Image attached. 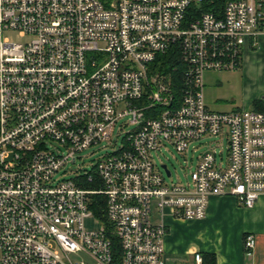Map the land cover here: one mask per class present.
<instances>
[{"label": "built area", "instance_id": "built-area-1", "mask_svg": "<svg viewBox=\"0 0 264 264\" xmlns=\"http://www.w3.org/2000/svg\"><path fill=\"white\" fill-rule=\"evenodd\" d=\"M206 1L0 0V264H166L169 218L204 219L214 195L247 207L264 195V112L215 111L204 94L206 71L241 68L264 35V0H229L221 15ZM173 47L185 66L176 96L156 67ZM126 116L134 128L120 147L60 177ZM222 135L226 162L209 147L186 182L166 181L154 158L162 145L184 154ZM90 216L98 230L86 229ZM255 246L248 233L245 254Z\"/></svg>", "mask_w": 264, "mask_h": 264}, {"label": "crops", "instance_id": "crops-1", "mask_svg": "<svg viewBox=\"0 0 264 264\" xmlns=\"http://www.w3.org/2000/svg\"><path fill=\"white\" fill-rule=\"evenodd\" d=\"M241 76L249 92L244 95L242 109L264 94V35L243 52ZM248 233L256 237L252 256L244 250ZM215 253L216 264H264V195L247 207L233 196L214 195L207 215L198 221L168 219L165 236L166 264H196L195 253Z\"/></svg>", "mask_w": 264, "mask_h": 264}, {"label": "rangeland", "instance_id": "rangeland-1", "mask_svg": "<svg viewBox=\"0 0 264 264\" xmlns=\"http://www.w3.org/2000/svg\"><path fill=\"white\" fill-rule=\"evenodd\" d=\"M5 36L14 41H25L30 36L22 37L18 30L5 31ZM205 87L204 94L208 107L215 111H230L235 107L244 106V95L249 92L246 88L240 70H210L204 73ZM264 94H260L261 98ZM129 116L119 119L115 126V131L110 140H103L92 144L82 150L75 163L68 165V172H63L60 177H75L79 168L92 171L96 163L107 153L113 152L122 145L124 134L134 128L129 123ZM209 147L215 148L217 160L226 162L228 157L227 136H209L191 144L189 150L184 154L179 153L173 145L166 143L161 149L154 153L155 162L167 182H186L191 168L194 167L201 152ZM166 163L172 177H169L162 164ZM73 169V171L71 170ZM85 227L88 231H95L100 228V222L95 216H90L85 220Z\"/></svg>", "mask_w": 264, "mask_h": 264}, {"label": "trees", "instance_id": "trees-1", "mask_svg": "<svg viewBox=\"0 0 264 264\" xmlns=\"http://www.w3.org/2000/svg\"><path fill=\"white\" fill-rule=\"evenodd\" d=\"M228 1L229 0H208L202 4V8L204 11H212L217 15H221ZM156 67L159 71L168 73L171 76L174 95H180L183 87V70L185 67L181 59L180 50L177 47H173L167 52L158 55ZM252 108L264 112V100L262 98L255 99ZM87 186L95 187L94 184ZM90 207L92 208L94 215L99 217L108 227H110V223L107 220L104 210V197L102 195L93 194ZM115 241V246L118 250V240ZM203 264H216L215 253H204Z\"/></svg>", "mask_w": 264, "mask_h": 264}, {"label": "water", "instance_id": "water-1", "mask_svg": "<svg viewBox=\"0 0 264 264\" xmlns=\"http://www.w3.org/2000/svg\"><path fill=\"white\" fill-rule=\"evenodd\" d=\"M261 98L264 100V96H262ZM164 167H166V166H164ZM167 173H169V170H167Z\"/></svg>", "mask_w": 264, "mask_h": 264}]
</instances>
